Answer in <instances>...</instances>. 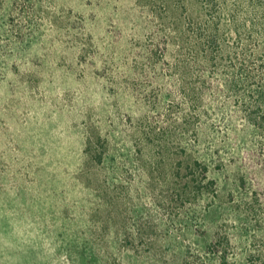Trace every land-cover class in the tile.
Wrapping results in <instances>:
<instances>
[{"label": "rangeland", "instance_id": "374dc122", "mask_svg": "<svg viewBox=\"0 0 264 264\" xmlns=\"http://www.w3.org/2000/svg\"><path fill=\"white\" fill-rule=\"evenodd\" d=\"M205 20L198 0H0V264H219L218 227L228 264H264L247 34L227 21L215 68Z\"/></svg>", "mask_w": 264, "mask_h": 264}, {"label": "trees", "instance_id": "16d2710c", "mask_svg": "<svg viewBox=\"0 0 264 264\" xmlns=\"http://www.w3.org/2000/svg\"><path fill=\"white\" fill-rule=\"evenodd\" d=\"M228 3V0H198V7L200 13L206 19L204 23L207 25L206 31H208V34L207 32L206 34L210 40L208 43L211 44V47H215V49L212 47L215 52L212 56L215 68L218 65L217 61L223 60L225 53H230L224 40V34L221 33L224 29L222 27H226V23L230 22V27H233L232 29L235 30L237 35L241 36L243 31L247 34L241 52L243 66L247 69L244 70L242 66V75L249 82H256L257 86L248 90H244L240 86L241 88L238 91H244L246 98L250 99L245 106L244 116L246 120L264 138V0H234V3L230 4L231 7ZM227 10L230 18L227 20L228 22L224 19ZM241 15H244V17L241 18ZM259 16H262L261 19ZM235 50L237 49L235 48ZM255 57H258L257 60ZM228 58L230 57L228 56ZM235 84H232L234 89L238 87V83ZM234 92H237V90H234ZM262 149L259 148L258 154ZM256 160L247 166V173L255 181L258 189L254 191L251 199L245 204L244 213L246 215L252 212L254 215L259 214L261 212H259L261 200L264 198V160ZM196 164L195 169L191 167L188 171L191 177L187 178L183 191L185 196L191 197V199L187 198L189 202L198 203L207 190H212L210 186H214L215 183L211 181L204 184L207 167L200 166L198 162ZM240 179L242 186H244L243 181L245 180ZM222 230L223 228L218 227L214 235L206 237L203 251L211 258L218 260L219 264H228L235 249L228 233Z\"/></svg>", "mask_w": 264, "mask_h": 264}]
</instances>
